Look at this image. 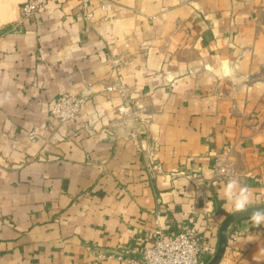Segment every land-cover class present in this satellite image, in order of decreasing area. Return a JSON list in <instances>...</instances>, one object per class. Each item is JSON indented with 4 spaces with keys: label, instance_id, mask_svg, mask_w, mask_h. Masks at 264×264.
Returning <instances> with one entry per match:
<instances>
[{
    "label": "crops",
    "instance_id": "crops-1",
    "mask_svg": "<svg viewBox=\"0 0 264 264\" xmlns=\"http://www.w3.org/2000/svg\"><path fill=\"white\" fill-rule=\"evenodd\" d=\"M26 1L0 0V264H124L95 258L151 245L156 217L214 253L225 183L185 175L208 178L231 147L250 207L264 204V0H91V21L49 0L20 22ZM115 82L127 105L104 91ZM64 93L88 99L61 123ZM229 232L219 264H264V225Z\"/></svg>",
    "mask_w": 264,
    "mask_h": 264
},
{
    "label": "built area",
    "instance_id": "built-area-1",
    "mask_svg": "<svg viewBox=\"0 0 264 264\" xmlns=\"http://www.w3.org/2000/svg\"><path fill=\"white\" fill-rule=\"evenodd\" d=\"M78 1V7L83 17L87 21H91L94 17V13L89 9L91 0ZM48 2L49 0H27L19 9V21L23 22L30 19L43 10ZM110 7L111 0H100L99 9L107 12ZM112 62L114 66L117 65L116 62ZM104 91L107 93L115 92L121 97L125 105L128 104L126 100L127 90L120 82L106 85ZM87 99V96L83 94H61L55 99L50 110V116L61 123L73 120L78 116ZM127 136L132 140H136L138 129L129 130ZM233 176L239 177V173L235 162L232 160V149L228 147L214 158L208 178L191 174L185 175V178L198 190L203 191L204 188L226 183ZM202 209L203 212H207L204 207ZM154 224L155 230L151 245L120 247L110 253L100 252L96 255L95 260L116 259L124 264H204L203 258L205 255L211 256L213 254L210 239L203 236L193 225L184 227L168 237L164 233V228L159 224L158 217H156ZM240 234V232H229L227 243L235 241Z\"/></svg>",
    "mask_w": 264,
    "mask_h": 264
},
{
    "label": "clouds",
    "instance_id": "clouds-1",
    "mask_svg": "<svg viewBox=\"0 0 264 264\" xmlns=\"http://www.w3.org/2000/svg\"><path fill=\"white\" fill-rule=\"evenodd\" d=\"M223 172V169L221 170ZM222 196L234 213H250L249 220L253 227L264 225V207L250 208L251 189L240 182L238 177L229 178L222 188Z\"/></svg>",
    "mask_w": 264,
    "mask_h": 264
},
{
    "label": "water",
    "instance_id": "water-1",
    "mask_svg": "<svg viewBox=\"0 0 264 264\" xmlns=\"http://www.w3.org/2000/svg\"><path fill=\"white\" fill-rule=\"evenodd\" d=\"M257 207H264V204L251 206L250 208H257ZM250 213H231L226 214L223 222L221 223L219 230H218V238H217V245L215 248L214 253L211 257L204 263V264H219L222 256L224 254L226 245H227V238L231 227L245 219H249Z\"/></svg>",
    "mask_w": 264,
    "mask_h": 264
},
{
    "label": "trees",
    "instance_id": "trees-1",
    "mask_svg": "<svg viewBox=\"0 0 264 264\" xmlns=\"http://www.w3.org/2000/svg\"><path fill=\"white\" fill-rule=\"evenodd\" d=\"M209 258H210V256H208V257H204V258H203V259H204V262H206Z\"/></svg>",
    "mask_w": 264,
    "mask_h": 264
}]
</instances>
